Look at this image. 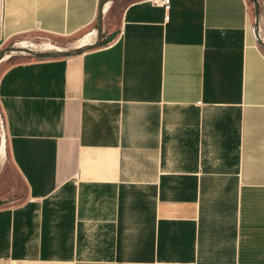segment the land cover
<instances>
[{"label": "crops", "instance_id": "1", "mask_svg": "<svg viewBox=\"0 0 264 264\" xmlns=\"http://www.w3.org/2000/svg\"><path fill=\"white\" fill-rule=\"evenodd\" d=\"M101 2L0 0V49L87 30ZM120 2L90 47L0 76L23 182L0 198V264H264V49L248 1Z\"/></svg>", "mask_w": 264, "mask_h": 264}, {"label": "rangeland", "instance_id": "2", "mask_svg": "<svg viewBox=\"0 0 264 264\" xmlns=\"http://www.w3.org/2000/svg\"><path fill=\"white\" fill-rule=\"evenodd\" d=\"M249 5L250 20L252 23V28L257 36L260 45L264 49V0H247ZM110 8L104 13L103 17V28H115L118 25V20L125 6L124 2L120 0H112L110 3ZM98 20V18H97ZM94 24L87 30L79 32L73 36L53 34L44 32L41 30H35L26 34H21L16 36L11 40H7L3 47L0 49V57L8 58L0 62V76L9 64L21 60V58H27L29 56L38 57H53L52 55H44L47 52H58L57 50H45L44 45L51 44L55 47L60 48L59 51H64L71 49L74 45L80 43L83 37L89 32L95 31V36L100 33L97 23ZM101 31V33L103 32ZM263 38V39H262ZM94 42V41H92ZM21 43L30 46V48L23 50L20 46ZM23 51V52H22ZM6 136L5 121L3 118L2 111L0 109V144L3 140V134ZM23 190L22 179L17 176L12 164L9 160L8 147H6V153L0 158V198H12L21 194Z\"/></svg>", "mask_w": 264, "mask_h": 264}, {"label": "bare ground", "instance_id": "3", "mask_svg": "<svg viewBox=\"0 0 264 264\" xmlns=\"http://www.w3.org/2000/svg\"><path fill=\"white\" fill-rule=\"evenodd\" d=\"M111 1L112 0H103L102 1V6H101V8H100V14H101V17H102V24H103V17H104V13H106L107 12V10H109V8H110V3H111ZM94 36H95V31H92V32H89L88 34H86L85 35V37H83L82 38V40L80 41V43L78 44V50H80V49H83V48H86V47H89V46H91V44H92V41H93V39H94ZM263 39V38H262ZM20 46H21V48L23 49V50H25V48L26 49H28V48H30L31 49V47L30 46H27L26 44H24V43H21L20 44ZM44 49L45 50H57L58 52H47V53H45V54H63L64 53V51H59V50H61L60 48L58 49V47H55V46H53V45H51V44H46V45H44ZM23 52V51H22ZM9 55H7V56H3V57H1L0 58V61L2 60V59H4V58H7ZM4 154H5V142H4V137H3V140L1 141V144H0V158L2 157V156H4Z\"/></svg>", "mask_w": 264, "mask_h": 264}, {"label": "water", "instance_id": "4", "mask_svg": "<svg viewBox=\"0 0 264 264\" xmlns=\"http://www.w3.org/2000/svg\"><path fill=\"white\" fill-rule=\"evenodd\" d=\"M103 1V0H102ZM101 6H102V2H101ZM101 8V7H100ZM103 26V24H102V17H101V14H100V11H99V16H98V29H99V32L101 33V31H102V27ZM3 43V40H1L0 41V45ZM90 47V46H89ZM83 49H80V50H76V52H79V51H82ZM71 52H65L64 51V53L63 54H44V55H52L53 57H55V56H64V55H68V54H70ZM1 58V57H0Z\"/></svg>", "mask_w": 264, "mask_h": 264}, {"label": "built area", "instance_id": "5", "mask_svg": "<svg viewBox=\"0 0 264 264\" xmlns=\"http://www.w3.org/2000/svg\"><path fill=\"white\" fill-rule=\"evenodd\" d=\"M154 3L159 4L161 3L165 8L169 9L170 8V2L171 0H152Z\"/></svg>", "mask_w": 264, "mask_h": 264}]
</instances>
